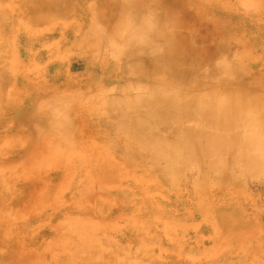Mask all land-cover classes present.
<instances>
[{"label":"rangeland","instance_id":"1","mask_svg":"<svg viewBox=\"0 0 264 264\" xmlns=\"http://www.w3.org/2000/svg\"><path fill=\"white\" fill-rule=\"evenodd\" d=\"M159 3L160 8L171 6L177 19L185 18V27L177 29V35L185 40L183 47L205 50L201 72H212L210 81H219L226 89L222 100H236L238 94L255 104V93L264 99V0ZM8 5L15 26L0 31V91L11 97L68 95L48 107L43 117L38 115L39 121L29 127L13 125L0 138V264H264L262 104L244 107L251 109L253 116L249 117L256 123L251 129H236L239 139L226 136L219 140L216 131L204 130V137L198 143L190 142L186 153L166 140L141 145V139L132 138L131 133L124 135L120 120L104 119L113 100L125 102L128 98L125 82L118 78L127 63L122 49L125 32L114 18L120 13L113 9L119 2L52 0L50 7L60 10L47 11L45 21L25 9L26 5L38 6L36 2L9 0ZM153 8L147 3L143 10ZM81 17L88 26L92 22L89 46L74 45L75 37L67 36L81 29ZM106 17L114 18L113 25L104 24ZM128 24L134 32L136 25L126 20L124 27ZM82 32L85 30L79 36ZM162 32L169 33L167 27ZM196 36L204 41H195ZM104 39L112 41L110 49L104 48ZM149 52L161 53V46L155 45ZM104 84L107 87L102 91ZM232 89L237 90L236 96L229 93ZM4 112L0 108L2 120L21 114L17 109L8 110L7 115ZM211 135L215 138H206ZM8 166L13 168L7 173L2 168ZM19 208L22 211L15 213Z\"/></svg>","mask_w":264,"mask_h":264},{"label":"bare ground","instance_id":"2","mask_svg":"<svg viewBox=\"0 0 264 264\" xmlns=\"http://www.w3.org/2000/svg\"><path fill=\"white\" fill-rule=\"evenodd\" d=\"M13 1V0H12ZM52 0H27V2H36L38 6L26 5L25 9L28 13L36 14L40 21L44 20L43 16L47 11L55 13L60 10H53L50 7ZM57 1V0H56ZM119 2V6H115L113 9L117 10L119 17L115 15L116 21L120 24L121 32H125L123 37V48L125 49L123 56L127 60L124 67L121 68L119 73L120 79L125 82L126 90L128 92V98L124 102L122 100H113L110 105V110H107L104 119L116 118L122 122V125L126 133L125 136H130L134 139H141L138 141L141 145H150L156 140H166L171 142V145L180 146L179 149L185 153L188 150L189 143L194 141L198 143L204 136L203 131L207 130L211 133L216 131L217 139L223 140L226 136L236 139L241 138L236 129L242 127L243 129H251L256 123L251 119V109L245 106H252L262 104L259 108L260 112L264 116V99L261 95L255 93V104H250V101L244 99L242 96H238L237 90L233 89L229 92L232 95L237 94L236 100H222L221 93L224 92L222 85L219 81H210V74L212 72L202 73L200 66L206 56L205 50L202 48L189 49L186 46L185 40L181 39L177 35V29L184 28V19H177L170 6L166 8L157 7L160 4V0H116ZM204 1V0H203ZM9 0H0V31H9L11 27L15 25L12 21V11L8 5ZM20 2V1H19ZM226 2V1H225ZM107 3V2H106ZM115 3V2H114ZM153 4V10L151 12L144 11V4ZM236 3V2H235ZM108 4V3H107ZM169 4V3H168ZM54 5V4H53ZM74 5H76L74 3ZM89 5V4H87ZM100 5V3H99ZM15 6V5H14ZM105 6V3L103 4ZM167 6V5H166ZM61 7V6H60ZM72 7V6H71ZM87 7V6H86ZM188 8V7H187ZM227 8V7H226ZM101 9V8H100ZM207 9V8H206ZM15 10V9H14ZM19 10V9H18ZM74 10V9H73ZM79 10V9H78ZM94 10V9H93ZM102 10V9H101ZM190 10V9H189ZM224 10V9H223ZM231 10V9H230ZM83 11V10H82ZM89 12L90 7H89ZM18 12V11H17ZM23 12V11H22ZM51 12V13H52ZM74 12V11H73ZM107 12V11H106ZM114 12V11H113ZM208 12V11H207ZM215 12V10H214ZM218 12V11H217ZM220 12V11H219ZM75 13V12H74ZM94 13V12H93ZM103 13V12H102ZM213 13V12H212ZM222 13V12H221ZM228 13V12H227ZM23 14V13H22ZM49 14V13H48ZM89 14V13H88ZM96 14V13H95ZM218 14V13H217ZM47 15V14H46ZM58 15V14H56ZM91 15V14H90ZM101 15V14H99ZM226 15V14H225ZM52 16V15H51ZM96 16V15H95ZM217 16V15H216ZM220 16V15H219ZM89 17V16H88ZM55 18V17H54ZM67 18V17H66ZM75 18V17H74ZM78 18V17H77ZM94 18V17H93ZM114 18L106 17L104 24L107 26L113 25ZM179 18V17H178ZM98 19V18H97ZM101 19V18H100ZM197 19H199L197 17ZM226 19V18H225ZM224 19V20H225ZM233 19V18H232ZM235 19V18H234ZM49 20V19H48ZM77 20V19H76ZM82 23L81 29L74 32L67 33L68 37H72V44L78 46H89L91 44L90 33H92L90 26L85 21V17H81ZM95 20V18H94ZM129 20L130 24L136 25L134 32H132L131 26L128 24L124 27L125 21ZM228 20V19H227ZM230 20V19H229ZM28 21V20H27ZM45 21V20H44ZM66 21V20H65ZM49 22V21H48ZM95 22V21H94ZM93 22V23H94ZM98 22V21H97ZM229 22V21H228ZM79 23V22H78ZM235 23V22H234ZM252 23V22H251ZM187 24V23H186ZM205 24V23H204ZM29 25V24H28ZM41 25V24H40ZM80 25V24H79ZM219 25V24H218ZM235 25V24H234ZM98 26V24H97ZM220 26V25H219ZM100 27V26H99ZM167 27L169 33L163 34L162 29ZM187 27V25H186ZM189 27V26H188ZM187 27V28H188ZM202 27V25L200 26ZM199 27V28H200ZM227 26H225L226 28ZM31 28V27H30ZM194 28V27H192ZM258 28V27H257ZM262 28V27H261ZM260 28V29H261ZM36 29V28H35ZM85 30L80 35L81 30ZM235 29V28H234ZM238 29V28H237ZM105 30V29H104ZM112 30V29H111ZM190 30V29H189ZM192 31V30H191ZM104 32V31H103ZM187 32V31H186ZM196 32V31H195ZM230 32V31H229ZM99 33V32H98ZM97 33V34H98ZM106 33V31L104 32ZM120 33V32H119ZM189 33V32H188ZM193 33V32H192ZM142 34V35H141ZM223 34V33H222ZM89 35V36H88ZM107 35V33H106ZM110 35V34H109ZM187 35V34H186ZM234 35V34H233ZM63 36V33H62ZM113 36V35H112ZM141 36V37H140ZM192 36V34H191ZM231 36V35H230ZM79 37V38H78ZM221 37V36H220ZM244 37V36H243ZM78 38V39H77ZM108 38V36H107ZM118 38V37H117ZM32 39V38H31ZM111 39V37H110ZM109 39V40H110ZM121 39V38H120ZM78 40V41H77ZM248 40V39H247ZM261 40V39H260ZM114 41V40H113ZM191 41V40H190ZM195 41H204V38H198L196 36ZM207 41V40H206ZM213 41V40H212ZM246 41V40H245ZM262 41V40H261ZM1 42V40H0ZM5 42V40L3 41ZM77 42V43H75ZM112 41H109V43ZM193 42V41H192ZM220 42V41H219ZM107 39L103 40V46L106 49H110V45ZM114 43V42H113ZM132 43L133 46L127 47ZM225 43V42H224ZM223 43V44H224ZM1 44V43H0ZM30 44V43H29ZM5 45V44H4ZM112 45V44H111ZM161 46V53H150L149 50L153 46ZM197 45V44H196ZM233 45H235L233 43ZM193 46V45H192ZM230 46V45H229ZM100 47V46H99ZM117 47V46H116ZM121 47V46H120ZM233 47V46H232ZM119 48V47H118ZM82 49V48H81ZM248 50V49H247ZM251 50V49H250ZM120 51V50H119ZM86 52V51H85ZM118 52V51H117ZM234 52V51H233ZM102 53V52H101ZM119 55L120 52H118ZM90 54V53H89ZM92 54V53H91ZM232 54V53H231ZM234 56V55H233ZM99 57V56H98ZM111 57V56H110ZM85 58V57H84ZM92 58V57H91ZM121 58V57H120ZM236 58V57H235ZM0 56V61L2 60ZM87 60V59H86ZM191 60V62H189ZM193 60L194 64H193ZM225 60V59H224ZM111 61V60H110ZM122 61V60H121ZM248 61V60H245ZM260 61V60H259ZM90 62V61H89ZM97 62V61H96ZM211 62V61H210ZM241 62V61H240ZM93 63V62H92ZM212 63V62H211ZM253 63V62H252ZM258 63V62H257ZM225 64V63H224ZM256 64V63H255ZM263 64V63H262ZM89 65V64H88ZM199 65V66H198ZM215 65V64H214ZM94 66V65H93ZM108 66V65H107ZM107 66H105L107 68ZM226 67V66H225ZM232 67V66H231ZM254 67V66H253ZM102 68V67H101ZM212 68V67H211ZM111 69V68H110ZM109 69V70H110ZM232 69V68H231ZM23 70V69H22ZM102 70V69H101ZM205 70V69H204ZM25 71V70H24ZM95 71V70H94ZM99 71V70H98ZM1 72V70H0ZM105 72H108L105 71ZM226 72V71H225ZM238 72V71H237ZM14 73V72H13ZM96 73V72H95ZM98 73V72H97ZM99 74V73H98ZM101 75V74H100ZM231 75V74H230ZM109 77V74L107 73ZM240 76V75H239ZM245 76V75H244ZM249 77V76H248ZM247 77V78H248ZM246 78V79H247ZM18 79V78H17ZM70 77L67 78V80ZM72 79V78H71ZM69 80L71 82L72 80ZM97 79V78H96ZM99 80V79H98ZM97 80V81H98ZM119 80V79H118ZM1 81V80H0ZM3 81V80H2ZM8 81V80H7ZM13 81V80H12ZM20 81V80H19ZM84 81V80H83ZM91 81V80H90ZM235 81V80H234ZM232 81V82H234ZM247 81V80H246ZM261 81V80H260ZM25 82V81H24ZM68 82V81H67ZM87 82V81H86ZM230 82V81H228ZM231 82V83H232ZM237 82V81H236ZM235 82V83H236ZM108 83V82H107ZM256 83V81H255ZM4 84V83H3ZM17 84V83H16ZM106 84V83H105ZM103 86L102 91H105L107 86ZM238 84V82L236 83ZM260 84V83H259ZM262 84V83H261ZM70 85V84H69ZM76 85V83H75ZM74 85V86H75ZM252 85V84H251ZM77 86V85H76ZM86 86V85H85ZM84 86V87H85ZM249 86V84H248ZM23 87V86H21ZM62 85L59 86L61 88ZM65 87H68L66 84ZM83 87V86H82ZM4 91V90H3ZM54 91V90H53ZM99 91V90H98ZM123 91V90H122ZM233 91V92H232ZM90 93V92H89ZM87 93L86 95H88ZM98 93V92H97ZM73 94V93H72ZM115 94V93H113ZM118 94V93H117ZM134 94V95H129ZM3 98L0 97V108L4 109V115H7V111L11 109L20 110L21 114L11 120H2L0 117V138L8 134L10 127L13 125H32V123L39 121L38 115L43 117L47 108L50 106L58 105L62 101V97H66L68 93L63 92L62 97L49 99L44 96L31 97V95H17L11 97L9 93L1 92ZM83 96V95H82ZM81 97V96H80ZM89 98V96H88ZM78 100V99H77ZM125 100V99H124ZM78 102V101H77ZM238 102V104H237ZM80 103V102H79ZM94 103V102H93ZM100 103V102H99ZM106 105V104H105ZM123 106L124 108H122ZM76 108V106H74ZM104 108V107H103ZM77 111V109H74ZM16 111V110H15ZM80 112V111H79ZM204 115V117H201ZM67 116V115H66ZM250 116V117H249ZM4 117V116H3ZM76 117V116H75ZM61 122V119H59ZM58 121V122H59ZM57 121L54 123L58 124ZM98 122V121H97ZM100 123V121L98 122ZM73 124V123H72ZM106 124V123H105ZM264 125V123H262ZM39 125V124H38ZM22 128V127H21ZM32 128V127H31ZM39 128V127H38ZM41 128V127H40ZM30 129V128H29ZM37 129V128H36ZM264 130V128H262ZM34 130V129H33ZM44 131V130H43ZM82 131V130H81ZM34 133V131H32ZM83 132V131H82ZM19 133V132H18ZM44 133V132H43ZM81 133V132H79ZM13 134V133H12ZM16 134V133H15ZM254 138L258 139L259 134L255 133ZM254 134V135H255ZM21 135V134H20ZM17 136V135H16ZM107 136V135H106ZM19 137V136H18ZM28 137V136H27ZM249 136H246V139ZM10 138V137H9ZM73 138V137H72ZM209 138H215L214 135L207 136ZM263 138V137H262ZM106 139V138H105ZM8 140V139H7ZM25 140V139H24ZM86 140V138H85ZM114 140V139H113ZM18 141V140H17ZM46 141V140H45ZM79 141V140H78ZM7 142V141H6ZM11 142V141H10ZM109 142V141H108ZM41 143V142H40ZM48 143V142H47ZM103 143V142H102ZM101 143V145H102ZM216 143V142H215ZM222 143V142H221ZM21 145V143H19ZM23 144V143H22ZM39 144V143H38ZM88 144V143H87ZM155 144V143H154ZM1 145V143H0ZM6 145V144H5ZM99 145V144H98ZM100 145V146H101ZM105 147V146H104ZM14 148V147H13ZM16 148H18L16 146ZM74 148V147H73ZM255 148L258 149V146ZM259 148H262L259 145ZM46 149V148H45ZM48 149V147H47ZM59 149V148H58ZM76 149V148H75ZM79 149V148H77ZM83 149V148H82ZM11 150V149H10ZM73 150V149H72ZM56 151V150H55ZM69 151V150H68ZM98 151V150H96ZM51 152V150H50ZM60 153V151H58ZM70 152V151H69ZM68 152V153H69ZM89 152V151H88ZM102 152V150H101ZM110 152V151H109ZM113 152V151H112ZM239 152V151H238ZM237 152V153H238ZM241 152V151H240ZM2 153V152H1ZM10 153V152H9ZM8 153V154H9ZM94 153V152H93ZM11 154V153H10ZM75 154V153H74ZM86 154V153H85ZM115 154V153H114ZM242 153H240L241 155ZM64 155V154H63ZM77 155V154H76ZM101 155V154H100ZM107 155V154H106ZM16 156V155H15ZM41 156V155H40ZM70 156V155H69ZM216 156V155H215ZM237 156V155H236ZM242 156V155H241ZM4 157V156H3ZM34 157V156H33ZM71 157V156H70ZM74 157V156H73ZM219 157V156H218ZM20 158V157H19ZM94 158V156H93ZM138 158V157H136ZM243 158V157H242ZM96 159V158H95ZM236 159V157H235ZM42 160V159H41ZM54 160V159H53ZM142 160V159H141ZM144 160V159H143ZM30 161V159H29ZM44 161V160H43ZM56 161V160H55ZM118 161V160H117ZM50 162V161H48ZM47 162V163H48ZM62 162V161H61ZM80 162V161H79ZM96 162V161H95ZM233 162V161H232ZM242 162V161H241ZM2 163V162H1ZM8 163V162H7ZM25 163V162H24ZM51 163V162H50ZM55 163V162H54ZM103 163V162H102ZM135 163V162H134ZM229 163V162H228ZM32 164V161L31 163ZM61 164V163H60ZM122 164V163H121ZM25 165V164H24ZM40 165V164H39ZM54 165V164H53ZM74 165V163L72 164ZM80 165V164H79ZM128 165V164H127ZM148 165V164H147ZM49 167L48 165H46ZM84 166V165H83ZM92 166V165H91ZM99 166V165H98ZM6 167V166H5ZM7 173L13 168L8 166ZM24 167V166H23ZM26 167V166H25ZM34 167V166H33ZM77 167V166H76ZM115 167V166H114ZM252 167V166H251ZM35 168V167H34ZM50 168V167H49ZM53 168V167H52ZM56 168V167H55ZM84 168V167H83ZM100 168V167H99ZM243 168V167H242ZM1 169V170H2ZM18 169V168H17ZM28 169V168H27ZM105 169V168H103ZM145 169V168H144ZM245 169V168H244ZM23 170L24 169H20ZM33 170V169H32ZM70 170V169H69ZM86 170V169H85ZM100 170V169H99ZM98 170V171H99ZM107 170V168L105 169ZM146 170V169H145ZM232 170V169H231ZM236 170V169H235ZM44 171V170H43ZM73 171V170H72ZM129 171V169H128ZM6 172V171H5ZM21 172V171H19ZM26 171H24L25 173ZM107 172V171H106ZM114 172V171H113ZM245 172V171H244ZM254 172V171H253ZM23 173V174H24ZM44 173V172H43ZM42 173V174H43ZM63 173V172H62ZM116 173V172H115ZM114 173V175H115ZM16 174V173H15ZM19 174V173H18ZM27 174V173H26ZM84 174V173H83ZM133 174V173H132ZM149 174V173H148ZM153 174V173H152ZM8 175V174H7ZM29 175V174H28ZM31 175V172H30ZM38 175V174H37ZM90 175V174H89ZM111 175V174H110ZM113 175V173H112ZM138 175V174H137ZM141 175V174H140ZM239 175V174H238ZM9 176V175H8ZM13 176V175H12ZM17 176V175H16ZM34 176V174H33ZM55 176V175H54ZM64 176V175H63ZM66 176V175H65ZM85 176V175H84ZM99 176V175H98ZM136 176V175H135ZM143 176V175H142ZM209 176V175H207ZM18 177V176H17ZM57 177V176H56ZM68 177V176H67ZM130 177V175H129ZM140 177V176H139ZM240 177V176H239ZM36 178V177H35ZM102 178V177H101ZM108 178V177H107ZM143 178V177H142ZM241 178V177H240ZM6 179V178H5ZM34 179V178H33ZM38 179V178H37ZM73 179V178H72ZM97 179V178H96ZM115 179V178H114ZM113 179V180H114ZM134 179V178H133ZM252 179V178H251ZM1 181V180H0ZM7 181V180H6ZM29 181V180H28ZM27 181V182H28ZM71 181V180H70ZM87 181V180H86ZM115 181V180H114ZM114 181H112L114 183ZM64 182V181H63ZM110 182V181H109ZM120 182V181H119ZM3 183V182H2ZM26 183V182H25ZM38 183V182H37ZM78 183V182H76ZM128 183V182H127ZM147 183V182H146ZM32 184V183H31ZM51 184V183H50ZM61 184V183H60ZM71 184V183H70ZM85 184V183H84ZM92 184V183H91ZM94 184V183H93ZM108 184V183H107ZM180 184V183H179ZM12 185V184H11ZM16 185V184H15ZM47 185V184H46ZM102 185V184H101ZM13 186V185H12ZM51 186V185H49ZM59 186V185H58ZM63 186V185H62ZM66 186V183H65ZM64 186V188H65ZM69 186V185H68ZM93 186V185H92ZM106 186V185H105ZM111 186V185H110ZM200 186V185H199ZM124 187V186H123ZM142 187V186H141ZM19 188V187H18ZM50 188V187H49ZM48 188V189H49ZM56 188L57 184H56ZM55 188V189H56ZM173 188V187H172ZM25 189V188H24ZM53 189V188H52ZM67 189V188H66ZM73 189V188H72ZM75 189V188H74ZM78 189V188H77ZM145 189V188H144ZM28 190V189H27ZM34 190V189H33ZM60 190V189H59ZM58 190V191H59ZM229 188L227 189V191ZM3 191V190H2ZM15 191V190H13ZM19 191V190H18ZM26 191V190H25ZM29 191V190H28ZM43 191V190H42ZM68 191V189H67ZM70 191V190H69ZM102 191V190H101ZM20 192V191H19ZM60 192V191H59ZM76 192V191H75ZM10 193V191H9ZM4 194V193H2ZM46 194V193H45ZM60 194V193H58ZM220 194V193H218ZM8 195V194H7ZM26 195V194H25ZM24 195V197H25ZM66 195V194H65ZM72 195V194H71ZM77 195V194H76ZM116 195V194H115ZM36 196V195H35ZM40 196V195H39ZM42 196V195H41ZM60 196V195H59ZM74 196V195H73ZM119 196V195H118ZM121 196V195H120ZM231 196V195H230ZM22 197V198H24ZM61 197V196H60ZM68 197V196H67ZM84 197V196H83ZM4 198V197H3ZM69 198V197H68ZM71 198V197H70ZM220 198V197H219ZM5 199V198H4ZM21 199V198H20ZM19 199V200H20ZM25 199V198H24ZM101 199V198H100ZM26 200V199H25ZM104 200V199H103ZM229 200V199H228ZM60 201V200H59ZM73 201V200H72ZM108 201V200H107ZM120 201V200H119ZM231 201V200H230ZM71 202V201H70ZM69 202V203H70ZM114 202V201H113ZM52 203V202H51ZM77 203V202H76ZM97 203V202H96ZM124 203V202H123ZM7 204V202H6ZM56 204V203H55ZM66 204V203H65ZM63 204V205H65ZM94 204V203H93ZM99 204V203H98ZM101 204V203H100ZM119 204V202H118ZM4 205V204H3ZM8 205V204H7ZM19 205V204H18ZM87 205V204H86ZM108 205V204H107ZM133 205V204H132ZM2 206V205H0ZM17 206V205H16ZM47 206V205H46ZM78 206V205H77ZM82 206V205H81ZM98 207V206H97ZM11 208V207H10ZM77 208V207H76ZM94 208V207H93ZM15 209V208H14ZM22 208L16 209L14 212H20ZM44 209V207H43ZM82 209V207L80 208ZM101 209V208H100ZM99 209V210H100ZM46 210V209H45ZM97 210V211H99ZM77 211V210H76ZM79 211V210H78ZM83 211V210H82ZM85 211V210H84ZM91 211V209H90ZM10 212V211H9ZM48 212V211H47ZM75 212V211H74ZM103 212V211H102ZM113 212V211H112ZM1 213V212H0ZM40 213V212H39ZM51 213V212H50ZM62 213V212H60ZM78 213V212H77ZM5 214V213H4ZM11 214V213H9ZM94 214V213H93ZM146 214V213H145ZM154 214V213H153ZM8 215V214H7ZM36 215V214H35ZM9 216V215H8ZM7 216V217H8ZM53 216V215H52ZM56 216V215H55ZM142 217V216H141ZM146 217V216H144ZM149 217V216H148ZM26 218V217H24ZM29 218V217H28ZM81 218V217H80ZM8 219V218H7ZM6 219V220H7ZM14 219V218H13ZM52 219V218H51ZM78 218H76L77 221ZM117 219V218H116ZM141 219V218H140ZM144 219V218H143ZM142 219V220H143ZM160 219V218H159ZM16 220V219H15ZM32 220V219H31ZM36 220V219H35ZM53 220V219H52ZM72 220V219H71ZM120 220V219H118ZM139 220V219H138ZM155 220V219H154ZM2 221V220H1ZM63 222V220H61ZM76 221H74L76 223ZM91 221V220H90ZM103 221V220H102ZM115 221V219H114ZM141 221V220H140ZM17 222V221H16ZM73 222V223H74ZM88 222V220H87ZM94 222V221H93ZM10 223V222H9ZM41 223V222H40ZM45 223V222H44ZM74 223V224H75ZM81 223V222H80ZM99 223V222H98ZM5 224V223H4ZM65 224V223H64ZM86 224V223H85ZM9 225V224H8ZM16 225V224H14ZM23 225V224H22ZM35 225V224H34ZM53 225V224H52ZM124 225V224H123ZM3 226V225H2ZM72 226V225H71ZM129 226V224H128ZM127 226V227H128ZM12 227V226H11ZM61 227V226H60ZM104 227V226H103ZM244 227V226H243ZM2 228V227H1ZM9 228V227H8ZM18 228V227H17ZM30 228V227H29ZM72 228V227H71ZM77 228V227H75ZM126 228V227H125ZM7 229V228H6ZM14 229V228H13ZM19 229V228H18ZM48 229V228H47ZM67 229V228H65ZM20 230V229H19ZM28 230V228H27ZM35 230V229H34ZM59 230V229H58ZM152 230V229H151ZM4 231V230H3ZM2 231V232H3ZM47 231V230H46ZM45 231V232H46ZM126 231V230H125ZM22 232V231H21ZM28 232V231H27ZM37 232V231H36ZM51 232V231H50ZM49 232V233H50ZM75 232V231H74ZM117 232V231H116ZM134 232V231H133ZM19 233V232H18ZM30 233V232H29ZM42 233V232H41ZM59 233H62L59 231ZM58 233V235H59ZM71 233V232H70ZM124 233V232H123ZM20 234V233H19ZM53 234V233H52ZM139 234V233H138ZM3 235V233H2ZM1 235V236H2ZM29 235V234H28ZM124 235V234H123ZM16 236V235H15ZM23 236V235H22ZM32 236V235H30ZM42 236V235H41ZM43 237V236H42ZM63 237V236H62ZM84 237V236H83ZM123 237V236H122ZM126 237V236H125ZM133 237V236H132ZM24 238V237H23ZM35 238V237H34ZM2 239V237H1ZM64 239V238H63ZM133 239V238H132ZM2 241V240H1ZM8 240H6L7 242ZM69 241V240H68ZM100 241V240H99ZM10 242V241H9ZM35 242V241H34ZM37 242V241H36ZM57 242V241H56ZM67 242V240H66ZM13 243V242H12ZM16 243V242H15ZM27 243V242H26ZM36 244V243H35ZM54 244V243H53ZM56 244V243H55ZM54 244V245H55ZM60 244V243H59ZM66 245V243H63ZM91 244V243H90ZM21 245V244H20ZM32 245V244H31ZM77 245V244H76ZM33 246V245H32ZM79 246V245H78ZM103 246V245H102ZM111 246V245H110ZM14 247V246H13ZM60 248V247H59ZM107 248V247H106ZM46 250V249H45ZM49 250V249H48ZM77 250V249H76ZM89 250V249H88ZM59 251V250H58ZM57 251V252H58ZM128 251V250H127ZM3 252V251H2ZM6 252V251H5ZM20 252V251H19ZM37 252V251H36ZM68 252V251H67ZM12 253V252H11ZM25 253V251H24ZM87 253V252H86ZM118 253V252H117ZM126 253V252H125ZM4 254V253H3ZM10 254V253H9ZM31 254V253H30ZM55 254V253H54ZM58 254V253H57ZM56 254V255H57ZM66 254V253H65ZM73 254V253H72ZM7 255V254H6ZM33 255V254H32ZM35 255V254H34ZM37 255V254H36ZM18 256V255H17ZM51 256V255H50ZM75 256V255H73ZM58 255L56 256V258ZM68 257V256H67ZM46 259V258H45ZM37 260V259H36ZM51 260V259H50ZM53 260V259H52ZM63 260V259H60ZM99 260V259H98ZM45 261V260H44ZM54 261V260H53ZM69 261V260H68ZM17 262V261H16ZM25 262V261H24ZM23 262V263H24ZM40 262V261H39ZM110 262V261H109ZM125 262V261H124ZM30 263V262H29ZM27 263V264H29ZM35 263V262H33ZM36 263H38L36 261ZM58 263V262H57ZM56 263V264H57ZM104 263V262H102ZM66 264V263H65ZM93 264V261H92ZM121 264V263H120Z\"/></svg>","mask_w":264,"mask_h":264}]
</instances>
